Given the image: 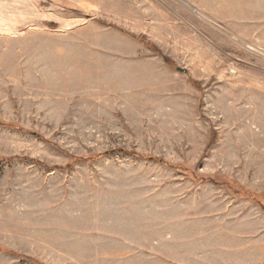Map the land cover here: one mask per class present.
<instances>
[{
    "label": "rangeland",
    "instance_id": "1",
    "mask_svg": "<svg viewBox=\"0 0 264 264\" xmlns=\"http://www.w3.org/2000/svg\"><path fill=\"white\" fill-rule=\"evenodd\" d=\"M0 264H264V0H0Z\"/></svg>",
    "mask_w": 264,
    "mask_h": 264
},
{
    "label": "trees",
    "instance_id": "2",
    "mask_svg": "<svg viewBox=\"0 0 264 264\" xmlns=\"http://www.w3.org/2000/svg\"><path fill=\"white\" fill-rule=\"evenodd\" d=\"M137 38L141 39V40L144 41L146 44H148V45H150L151 47H153L152 44L149 42V40L146 39V37H145L144 35H138ZM166 60H167V61H170L169 58H167V57H166Z\"/></svg>",
    "mask_w": 264,
    "mask_h": 264
}]
</instances>
